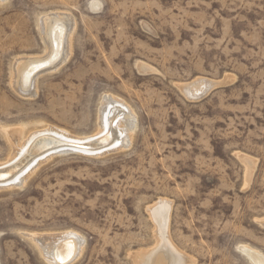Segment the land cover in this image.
Returning <instances> with one entry per match:
<instances>
[{
	"label": "rangeland",
	"instance_id": "obj_1",
	"mask_svg": "<svg viewBox=\"0 0 264 264\" xmlns=\"http://www.w3.org/2000/svg\"><path fill=\"white\" fill-rule=\"evenodd\" d=\"M58 12L68 59L26 96L12 68L45 52L42 19ZM107 97L132 112L130 142L51 155L0 188V264H48L31 235L67 232L83 247L71 264H135L164 240L188 264H252L244 247L264 257V0L0 5V127L90 138ZM11 153L0 132V164Z\"/></svg>",
	"mask_w": 264,
	"mask_h": 264
},
{
	"label": "bare ground",
	"instance_id": "obj_2",
	"mask_svg": "<svg viewBox=\"0 0 264 264\" xmlns=\"http://www.w3.org/2000/svg\"><path fill=\"white\" fill-rule=\"evenodd\" d=\"M5 2L6 0H0V5ZM63 14L59 12L53 13L50 16H47L49 14H45V17L42 19V29H40L45 38L46 46L45 52L41 56L21 57L23 60L16 59L17 61L12 68L10 84L13 88L16 85V89L22 94L25 93L26 96L36 93L34 90L36 89L35 83L37 77L47 70L58 67L63 60L66 49L70 52L72 32L70 33L68 20L67 18L65 19ZM18 91L17 94H19ZM117 99L110 97L104 99L101 105L102 108L99 111L100 115L98 116L100 128L95 135L86 139L71 137L63 130L48 127L42 131L35 130L27 138L21 140V131L19 129L6 130L5 127H0V132L12 148V153L8 160L0 164V188L23 183L32 166L38 165L41 161L50 158L54 154L76 151L99 155L103 154L104 151L114 149V146L115 148L127 146L130 142V131H132L135 122L134 116L131 114L132 112L130 113L126 104L124 105L121 100ZM25 172L27 173L24 175ZM159 202V205L157 203L156 206L153 205L154 207L151 209V212L155 220L159 221L158 234L162 236L164 227L161 220H164V213L168 212V206L166 207L165 202L163 203L161 200ZM164 230L167 229L164 228ZM30 238L37 245L41 255L46 259L48 264H71L80 256L83 250L81 246L82 240L73 232L47 236L31 235ZM160 239L162 240V237ZM164 241L159 243L150 252L147 251L148 253L142 254L140 257L138 256L135 264L189 263V258L187 259L185 255L176 251L172 245L168 242L166 243V240ZM243 250L247 253V257L252 264H264V257L259 253L247 247H244Z\"/></svg>",
	"mask_w": 264,
	"mask_h": 264
}]
</instances>
